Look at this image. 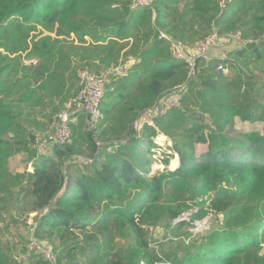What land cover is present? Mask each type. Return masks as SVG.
I'll return each mask as SVG.
<instances>
[{"label": "trees", "instance_id": "16d2710c", "mask_svg": "<svg viewBox=\"0 0 264 264\" xmlns=\"http://www.w3.org/2000/svg\"><path fill=\"white\" fill-rule=\"evenodd\" d=\"M238 31L252 41L198 57L192 71L171 52L170 39L195 46ZM122 63L125 73L110 72ZM82 70L107 72L103 119L78 114L70 139L39 155L37 136ZM179 85V104L139 131ZM236 117L264 124V0H0V220L35 213L28 241L41 245L19 262L0 224V264H52L44 248L57 264H264V126L236 133ZM160 135L171 152L153 172ZM20 153L32 170H10ZM156 226L188 229L151 246Z\"/></svg>", "mask_w": 264, "mask_h": 264}, {"label": "built area", "instance_id": "2783aa9c", "mask_svg": "<svg viewBox=\"0 0 264 264\" xmlns=\"http://www.w3.org/2000/svg\"><path fill=\"white\" fill-rule=\"evenodd\" d=\"M141 5H146L150 0H137ZM162 36L167 37L164 33ZM239 39L242 44L251 42L250 40H242L241 33L235 32L225 36H219L217 33H212L206 37L203 41L195 46H188L179 40L170 39L171 52L177 58L185 59L193 70L196 59L198 57L208 58V51L212 45L218 44L220 47L227 44V42ZM227 50L222 49L221 57L226 58ZM128 69V63H122L113 67L110 72L115 71L118 73H125ZM107 72L93 73L87 70H82L79 78V91L75 97L68 100L63 110L58 114V119L53 123L51 129L38 135L36 138V148L39 155H51V146L54 143H64L71 137L70 123L75 119V116L81 113L89 114L90 118L87 121L89 125L97 124L103 119V113L100 108L102 98L105 91ZM185 91V86L179 85L173 90L164 95L160 102L152 109L151 120L143 121L142 118L137 122L136 126L140 131L144 122L153 124V117L159 115L162 111L179 104V100ZM160 136L155 141L158 142ZM100 149L104 148V144L97 141ZM176 156H178L175 153ZM78 161L92 162V159H85L79 157ZM209 219L207 218L202 222L196 221V227L192 228L193 231H200L209 227ZM34 245L41 247L37 242L33 241ZM44 254L48 259L52 261V264H57L53 259V253L49 248H44ZM159 264H169L168 262H162Z\"/></svg>", "mask_w": 264, "mask_h": 264}, {"label": "rangeland", "instance_id": "374dc122", "mask_svg": "<svg viewBox=\"0 0 264 264\" xmlns=\"http://www.w3.org/2000/svg\"><path fill=\"white\" fill-rule=\"evenodd\" d=\"M228 44V43H227ZM222 46L221 48H218L214 45H212L209 48L208 51V56L210 57H220L221 52H222ZM230 48V47H229ZM228 49V48H227ZM218 68V67H217ZM217 70H220L219 68ZM225 73H228V70L225 68L224 69ZM264 124L262 122H250V121H244L237 117L235 119V123L233 126V130L236 133L239 132H247V131H253V130H258L261 131L263 130ZM157 147L154 148V151L156 154L153 155V163L151 166L152 171L154 172L157 170V168L163 169L164 167V158L166 157V153H170L171 150L169 149V146L171 145V142L166 139L164 141H160L158 139L157 142ZM207 148L206 144H200L197 147V153L200 154L203 151H205ZM26 158L27 155L25 153H20L12 156L9 159V167L12 172H20L26 170L28 168L29 170H32V167L30 165L26 164ZM174 159H178V156L175 154L172 157L171 163H170V169H172L171 164ZM179 161V160H178ZM155 165H158L157 168ZM190 213V212H189ZM189 213L182 215L183 220H189ZM14 217L18 220L17 223L11 224L10 227H6L8 222L0 220V224L2 227V234H3V242L5 245H9L14 249L13 253L16 256L17 260L19 262H22L24 259H26L27 254L24 252V248L32 246L34 243L33 241L29 242L28 239L31 237L30 231H29V224H32L34 221V216L35 213H32L30 216H26L25 214H19L17 211L13 213ZM211 216V215H210ZM209 219L208 217H206ZM204 218L203 220H205ZM203 220H200L202 222ZM10 223V222H9ZM209 223V222H208ZM7 228V230H6ZM188 227H184L181 229L177 230H167L165 227L162 226H156L152 227L148 231V238L151 240V246H157L160 245L161 243L165 242L167 239L170 240L169 238H177L180 236L186 235ZM193 230V229H192ZM32 240V237H31ZM26 246V247H25Z\"/></svg>", "mask_w": 264, "mask_h": 264}, {"label": "crops", "instance_id": "0c3cea01", "mask_svg": "<svg viewBox=\"0 0 264 264\" xmlns=\"http://www.w3.org/2000/svg\"><path fill=\"white\" fill-rule=\"evenodd\" d=\"M218 48H221L218 44L214 45ZM241 46V42L240 40L238 39H234L230 42H228V44L224 45V48L227 50V48L230 50L232 49L233 47H240ZM230 47V48H229ZM223 49V48H222ZM216 57V56H215ZM211 58H214V57H211ZM151 113H152V110H149L148 112H146L143 116H142V120L143 121H146V120H151ZM237 118V117H236ZM31 166V165H30Z\"/></svg>", "mask_w": 264, "mask_h": 264}, {"label": "bare ground", "instance_id": "6f19581e", "mask_svg": "<svg viewBox=\"0 0 264 264\" xmlns=\"http://www.w3.org/2000/svg\"><path fill=\"white\" fill-rule=\"evenodd\" d=\"M165 139H166V136L160 135L159 142L160 141H164ZM178 165H179L178 159H174L173 162H172V164H171V167H172V169H175L176 167H178ZM157 166L158 165H155L156 168H157Z\"/></svg>", "mask_w": 264, "mask_h": 264}, {"label": "water", "instance_id": "95a60500", "mask_svg": "<svg viewBox=\"0 0 264 264\" xmlns=\"http://www.w3.org/2000/svg\"><path fill=\"white\" fill-rule=\"evenodd\" d=\"M218 68L220 69V65H218ZM181 220H183V216H181L180 218H178L176 221H181Z\"/></svg>", "mask_w": 264, "mask_h": 264}]
</instances>
